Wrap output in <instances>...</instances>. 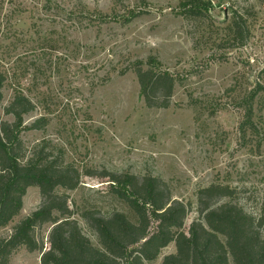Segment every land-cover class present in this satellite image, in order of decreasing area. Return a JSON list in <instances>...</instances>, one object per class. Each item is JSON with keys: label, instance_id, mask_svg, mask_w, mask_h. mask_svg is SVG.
<instances>
[{"label": "rangeland", "instance_id": "rangeland-1", "mask_svg": "<svg viewBox=\"0 0 264 264\" xmlns=\"http://www.w3.org/2000/svg\"><path fill=\"white\" fill-rule=\"evenodd\" d=\"M180 2L0 0V120L14 122L5 108L17 92L34 104L20 134L26 152L43 145L79 170L81 185L60 193L69 195L74 218L98 248L83 213L121 211L135 221L105 172L163 181L189 208L187 234L200 219L199 191L213 184L231 187V201L247 213H263L264 0H212L198 18L186 17ZM238 16L250 31L243 45L228 30ZM136 65L175 77L169 108L146 105ZM41 202L30 187L0 239ZM49 232V225L36 229L45 247ZM175 253L173 242L145 264ZM10 264H41V253L19 246Z\"/></svg>", "mask_w": 264, "mask_h": 264}, {"label": "trees", "instance_id": "trees-1", "mask_svg": "<svg viewBox=\"0 0 264 264\" xmlns=\"http://www.w3.org/2000/svg\"><path fill=\"white\" fill-rule=\"evenodd\" d=\"M212 0H181L186 17H203ZM233 38L245 42L249 27L242 17L228 25ZM135 73L146 105L169 108L176 82L169 72L153 66H135ZM5 77L0 74V112ZM34 104L17 92L5 108L14 122L0 120V228L13 221L23 208V198L30 187H37L41 206L14 227L7 239H0V264H10L13 250L25 246L41 253V264H145L155 261L162 250L176 244V253L166 256L162 264H264V210L259 216L245 211L231 199L234 190L213 184L198 193L200 219L184 232L189 208L174 200L159 178H142L130 173L105 172L113 195L126 203L135 221L126 213L107 215L83 213L95 231L101 248L83 233L66 191L76 190L82 174L53 156L47 147L38 145L30 155L21 139L24 117ZM41 121L31 128H41ZM92 171L86 173L91 175ZM50 226L48 246L36 237V229Z\"/></svg>", "mask_w": 264, "mask_h": 264}]
</instances>
